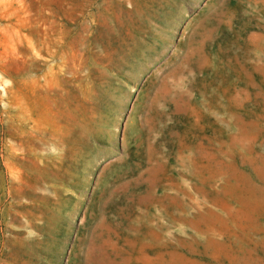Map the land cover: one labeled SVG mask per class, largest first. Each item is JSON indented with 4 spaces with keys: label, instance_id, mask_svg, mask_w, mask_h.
Here are the masks:
<instances>
[{
    "label": "rangeland",
    "instance_id": "1",
    "mask_svg": "<svg viewBox=\"0 0 264 264\" xmlns=\"http://www.w3.org/2000/svg\"><path fill=\"white\" fill-rule=\"evenodd\" d=\"M0 264H264V0H0Z\"/></svg>",
    "mask_w": 264,
    "mask_h": 264
}]
</instances>
